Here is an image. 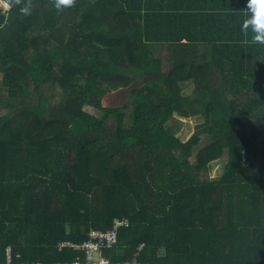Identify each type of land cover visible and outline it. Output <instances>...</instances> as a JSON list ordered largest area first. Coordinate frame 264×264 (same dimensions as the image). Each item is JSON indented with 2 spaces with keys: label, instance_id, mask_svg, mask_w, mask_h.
Listing matches in <instances>:
<instances>
[{
  "label": "trees",
  "instance_id": "1",
  "mask_svg": "<svg viewBox=\"0 0 264 264\" xmlns=\"http://www.w3.org/2000/svg\"><path fill=\"white\" fill-rule=\"evenodd\" d=\"M5 2L0 264L8 248L11 264L83 258L60 244L115 217L129 222L102 251L112 260L264 264V43L240 22L239 38L193 56L187 47L199 46L181 40L196 29L149 0ZM115 89L121 104L103 106ZM173 113L203 121L182 141ZM223 155L209 177L207 163Z\"/></svg>",
  "mask_w": 264,
  "mask_h": 264
},
{
  "label": "crops",
  "instance_id": "2",
  "mask_svg": "<svg viewBox=\"0 0 264 264\" xmlns=\"http://www.w3.org/2000/svg\"><path fill=\"white\" fill-rule=\"evenodd\" d=\"M149 2L153 6L150 9H162L167 11L166 13H171L173 18H176L177 14L179 25H192L196 29V33L191 37L182 36L181 40L194 42L196 44L193 45L199 46L200 49L194 50L192 45L187 47L193 56H205L210 44L232 40L231 37L226 39L224 36L239 38L241 33L236 30V24L240 25L241 22L242 26L251 15L247 10L246 0H149ZM162 48L165 49V53H160L164 56L168 53L165 45L156 46L154 49Z\"/></svg>",
  "mask_w": 264,
  "mask_h": 264
},
{
  "label": "rangeland",
  "instance_id": "3",
  "mask_svg": "<svg viewBox=\"0 0 264 264\" xmlns=\"http://www.w3.org/2000/svg\"><path fill=\"white\" fill-rule=\"evenodd\" d=\"M8 4V3H7ZM0 6L3 7L2 4ZM155 48V47H154ZM153 51L155 54L160 55L161 53H165V49H154ZM161 52V53H160ZM162 57V54H161ZM192 89V84L190 83H181V92L182 93H189L190 90ZM123 90L121 89H115L112 91L107 92L105 95L102 96L100 103L103 106H118L122 102L123 98ZM60 97V93H57L52 97V101L57 100ZM83 108L88 111L89 113L94 114L95 116H101L102 111L91 106V105H84ZM6 111L5 108H1V112ZM174 119L172 123V132L175 133V135L181 139L182 141L186 140L188 137L192 135V133L196 130V125L199 124L200 122L203 121V118L200 116H188V117H181L180 115H177L176 113H173ZM207 141L206 137H201V141L194 147L199 148L201 147L204 142ZM191 161L194 160V157L192 156L190 158ZM225 162V155L221 156L218 159L209 161L206 165V174L211 177V176H217L221 173V169L223 167V164ZM97 255L94 252V258H96Z\"/></svg>",
  "mask_w": 264,
  "mask_h": 264
},
{
  "label": "built area",
  "instance_id": "4",
  "mask_svg": "<svg viewBox=\"0 0 264 264\" xmlns=\"http://www.w3.org/2000/svg\"><path fill=\"white\" fill-rule=\"evenodd\" d=\"M125 219H113L112 224L105 230L90 229L87 232V237L81 243L63 242L60 244L73 247L74 249L81 250L84 253L83 258L77 257L71 261H50L43 263L41 261L22 262L21 264H141L133 259L112 260L110 257L103 254L104 248L111 247L117 240V228L120 225H126ZM142 244L138 248H141ZM94 252L97 257L94 258ZM7 262H10V250H6Z\"/></svg>",
  "mask_w": 264,
  "mask_h": 264
},
{
  "label": "clouds",
  "instance_id": "5",
  "mask_svg": "<svg viewBox=\"0 0 264 264\" xmlns=\"http://www.w3.org/2000/svg\"><path fill=\"white\" fill-rule=\"evenodd\" d=\"M72 2H73V0H55L54 6L57 9H60L62 6H70L72 4ZM246 2H247V10L251 13V15L248 16L246 18L245 22L242 24V31L250 30L252 32V36H251L252 42L264 43V0H246ZM0 4H2L5 9L10 7V5L5 2V0H0ZM20 11L24 14H28L30 11V8L28 6H24V7L20 8ZM115 218H117V217H115ZM115 218H113V219H115ZM117 219H119V218H117ZM121 219H125L127 221V224H128V222H129L128 219L123 218V217ZM118 228H117V231H118ZM91 229H98V228H91ZM117 240H118V235H117ZM117 240H116V242H117ZM6 260H7V258H6ZM27 262H29V261H27ZM21 263L22 262H19V264H21ZM8 264H11V263L9 262Z\"/></svg>",
  "mask_w": 264,
  "mask_h": 264
}]
</instances>
